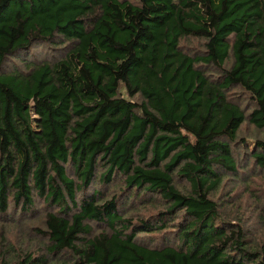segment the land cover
<instances>
[{"label": "trees", "instance_id": "1", "mask_svg": "<svg viewBox=\"0 0 264 264\" xmlns=\"http://www.w3.org/2000/svg\"><path fill=\"white\" fill-rule=\"evenodd\" d=\"M250 127L264 0H0V221L51 255L17 264H264Z\"/></svg>", "mask_w": 264, "mask_h": 264}, {"label": "rangeland", "instance_id": "2", "mask_svg": "<svg viewBox=\"0 0 264 264\" xmlns=\"http://www.w3.org/2000/svg\"><path fill=\"white\" fill-rule=\"evenodd\" d=\"M45 57L47 54H51L49 50L46 48V51H43V49L38 50V54L36 55L37 58H41V56ZM11 68V63L9 65V69ZM248 133L251 135V137L256 138V136H260L259 138H263L264 136H261V134H258L253 128L247 129ZM247 133V134H248ZM248 134V135H249ZM260 182L251 183L256 184L261 183L264 184V176L259 177ZM233 179V177H232ZM242 181L239 182V188L241 189V192L246 191V186H248V179L249 177L242 176ZM234 182L230 179L228 181L229 185ZM177 185L180 188H185L186 183L181 180H176ZM246 195H239L237 200L239 201V208L244 210L241 211L244 212L246 216H250L251 212L253 211H246L247 206L249 204V200L247 199ZM42 211V210H40ZM19 216L20 213H17ZM16 222L18 218H16ZM9 221V218L7 219ZM0 264H17V262L21 259V257L24 255L21 251V248L25 245H32L31 247L35 250V253L40 254H46L48 257H51L50 254H48L46 248L49 246L48 241L45 238L40 237L39 235L35 234V229H32L33 226H36L37 223H25L24 221H20L14 225L6 224L0 221ZM21 250V251H20ZM67 262L72 260V257H70L68 254L64 258Z\"/></svg>", "mask_w": 264, "mask_h": 264}]
</instances>
